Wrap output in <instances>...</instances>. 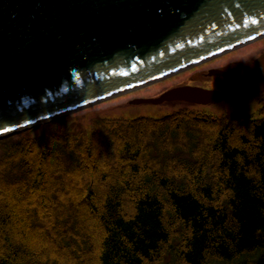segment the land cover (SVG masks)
I'll list each match as a JSON object with an SVG mask.
<instances>
[{
  "label": "trees",
  "instance_id": "1",
  "mask_svg": "<svg viewBox=\"0 0 264 264\" xmlns=\"http://www.w3.org/2000/svg\"><path fill=\"white\" fill-rule=\"evenodd\" d=\"M32 130L0 140V264H264V107Z\"/></svg>",
  "mask_w": 264,
  "mask_h": 264
},
{
  "label": "water",
  "instance_id": "2",
  "mask_svg": "<svg viewBox=\"0 0 264 264\" xmlns=\"http://www.w3.org/2000/svg\"><path fill=\"white\" fill-rule=\"evenodd\" d=\"M262 35L264 0H0V140ZM238 70L215 76L239 79ZM223 100L182 86L134 104Z\"/></svg>",
  "mask_w": 264,
  "mask_h": 264
},
{
  "label": "rangeland",
  "instance_id": "3",
  "mask_svg": "<svg viewBox=\"0 0 264 264\" xmlns=\"http://www.w3.org/2000/svg\"><path fill=\"white\" fill-rule=\"evenodd\" d=\"M242 47H238V49L228 52L220 58L217 57L209 67L242 65L247 54ZM203 71L204 69L196 65L150 85L120 94L89 108L57 118L54 121L43 123L33 128L30 137L37 138L44 134L66 130H83L91 133L93 123L97 119L138 120L146 118L160 120L185 110L204 113L216 118L225 116L261 118L264 96L252 94L248 84L243 80L240 82L223 81L226 88H223L222 91L226 97L222 102L213 104L193 106L182 101L167 102L160 105L134 104L139 99L159 98L165 92L181 85L191 82L202 83L201 74Z\"/></svg>",
  "mask_w": 264,
  "mask_h": 264
},
{
  "label": "flooded vegetation",
  "instance_id": "4",
  "mask_svg": "<svg viewBox=\"0 0 264 264\" xmlns=\"http://www.w3.org/2000/svg\"><path fill=\"white\" fill-rule=\"evenodd\" d=\"M242 48L247 52L242 65L210 68L209 66L216 60V58L206 60L198 65V67L204 69V71L201 74L202 75L201 78H203L202 83L198 82L199 84H196L194 82H191L181 86L197 87L205 90L219 91L224 94L222 89L226 88V86H224L223 81L229 80L232 82H240L243 80L248 84L249 90L251 91L252 94L264 96V35L244 44ZM235 69H239L237 73H235L240 75L239 79L215 76V73L218 71L230 72L231 70H235ZM187 104H191V103H187ZM191 105L198 106L197 104H191Z\"/></svg>",
  "mask_w": 264,
  "mask_h": 264
}]
</instances>
